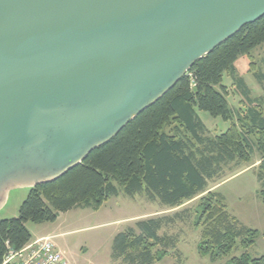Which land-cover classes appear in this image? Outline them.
<instances>
[{"label": "water", "instance_id": "95a60500", "mask_svg": "<svg viewBox=\"0 0 264 264\" xmlns=\"http://www.w3.org/2000/svg\"><path fill=\"white\" fill-rule=\"evenodd\" d=\"M264 0H0V206L114 139Z\"/></svg>", "mask_w": 264, "mask_h": 264}, {"label": "trees", "instance_id": "16d2710c", "mask_svg": "<svg viewBox=\"0 0 264 264\" xmlns=\"http://www.w3.org/2000/svg\"><path fill=\"white\" fill-rule=\"evenodd\" d=\"M264 45V17L199 60L177 85L153 106L136 116L114 139L93 151L61 178L37 185L23 203L18 218L0 222V264L8 254L33 241L28 223H55L76 208L99 210L119 194L116 184L133 196L149 198L170 209L200 197L194 226L201 230L199 252L217 262L242 250L227 264H264V255L251 257L258 231L233 217L225 197L211 189L225 169L251 164L260 155L258 180L264 197V110L252 96L236 63ZM253 64V63H252ZM228 75L242 98L239 109L229 103L224 83ZM259 82L263 73H255ZM198 111L231 122L221 134H212ZM191 209L137 221L113 242L117 264H157L175 248V239L163 229L185 222Z\"/></svg>", "mask_w": 264, "mask_h": 264}, {"label": "rangeland", "instance_id": "374dc122", "mask_svg": "<svg viewBox=\"0 0 264 264\" xmlns=\"http://www.w3.org/2000/svg\"><path fill=\"white\" fill-rule=\"evenodd\" d=\"M236 66L240 76L245 78L251 89L252 96L261 100L264 110V81L259 82L255 77V73L264 74V45L254 50L251 57H240ZM224 83L230 92L228 100L232 108H244L241 104L242 98L237 94L228 75L225 76ZM198 112L212 134H221L231 125V122L221 118ZM259 161L260 155L255 152V165H243L239 169L227 168L219 180L210 182L211 189L225 197L230 214L244 226L258 231L256 243L249 250L253 258L264 255V197L261 193L262 184L257 176ZM116 186L119 194L109 198L99 210L80 207L62 214L55 223H28L27 227L33 240L55 236V244L65 253L70 264H117L112 260V248L119 233L139 220L191 209L188 220L177 222L160 232L161 236L166 234L175 239L176 246L157 264H227L232 257L242 253V250H236L232 256L217 262H212L209 257L200 254L198 247L202 234L201 230L194 226L195 209L200 197L181 207L170 209L160 201L151 200L146 191L131 196L124 188L117 184ZM30 192V187L11 189L4 204L0 206V222L18 218Z\"/></svg>", "mask_w": 264, "mask_h": 264}, {"label": "built area", "instance_id": "2783aa9c", "mask_svg": "<svg viewBox=\"0 0 264 264\" xmlns=\"http://www.w3.org/2000/svg\"><path fill=\"white\" fill-rule=\"evenodd\" d=\"M55 237L32 241L21 251H11L4 264H70L54 242Z\"/></svg>", "mask_w": 264, "mask_h": 264}, {"label": "crops", "instance_id": "0c3cea01", "mask_svg": "<svg viewBox=\"0 0 264 264\" xmlns=\"http://www.w3.org/2000/svg\"><path fill=\"white\" fill-rule=\"evenodd\" d=\"M213 189V188H212ZM46 237H50V236H46ZM53 237H55V236H53ZM44 238V237H43Z\"/></svg>", "mask_w": 264, "mask_h": 264}]
</instances>
